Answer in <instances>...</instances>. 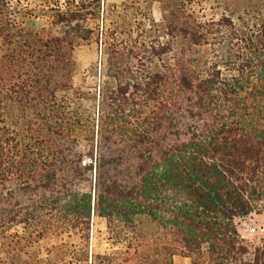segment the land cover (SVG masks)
<instances>
[{
  "label": "trees",
  "instance_id": "obj_1",
  "mask_svg": "<svg viewBox=\"0 0 264 264\" xmlns=\"http://www.w3.org/2000/svg\"><path fill=\"white\" fill-rule=\"evenodd\" d=\"M159 1L168 41L109 54L114 82L91 93L74 53L102 0H0V232L88 241L99 216L121 251L91 264H264L236 225L264 201V0L211 21ZM37 16L48 26L27 27Z\"/></svg>",
  "mask_w": 264,
  "mask_h": 264
},
{
  "label": "rangeland",
  "instance_id": "obj_2",
  "mask_svg": "<svg viewBox=\"0 0 264 264\" xmlns=\"http://www.w3.org/2000/svg\"><path fill=\"white\" fill-rule=\"evenodd\" d=\"M16 7H28L37 12L47 10L46 0H9ZM241 1V0H240ZM261 1V0H256ZM244 4L233 0H190V9L201 21L218 20L231 16L237 20L243 14ZM163 6L159 0H102L101 19L94 24L96 30L92 39L80 42L75 49L74 58L77 69L73 78L75 89L98 93L100 87L114 81L108 76L109 54L119 50L120 56L128 55L129 46L151 44L157 40L167 42L164 28ZM49 18L37 16L25 20L27 27L40 30L47 27ZM107 33L102 35V32ZM212 51L202 48L197 51L201 58H211ZM135 62V61H134ZM155 68V66H152ZM63 96V94H61ZM94 178V176L92 175ZM89 185L84 189L89 190ZM241 238L251 247L264 243V201L260 202L253 213L236 219ZM25 235L23 226H15L0 232V264H52L46 261L49 250L54 245L64 244L61 257L55 251L56 264H91L94 255H115L121 248L113 245L106 219L93 216L88 241L74 232L49 236L29 243L21 238ZM60 252V253H58ZM51 258V257H50ZM88 260V261H86ZM174 264H191V259L175 256Z\"/></svg>",
  "mask_w": 264,
  "mask_h": 264
}]
</instances>
